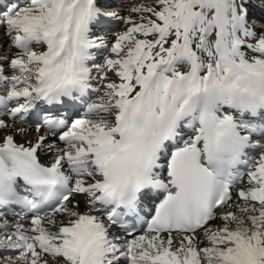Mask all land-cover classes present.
<instances>
[{
    "label": "snow or ice",
    "instance_id": "6c2138e0",
    "mask_svg": "<svg viewBox=\"0 0 264 264\" xmlns=\"http://www.w3.org/2000/svg\"><path fill=\"white\" fill-rule=\"evenodd\" d=\"M0 264H264V0H0Z\"/></svg>",
    "mask_w": 264,
    "mask_h": 264
},
{
    "label": "bare ground",
    "instance_id": "6f19581e",
    "mask_svg": "<svg viewBox=\"0 0 264 264\" xmlns=\"http://www.w3.org/2000/svg\"><path fill=\"white\" fill-rule=\"evenodd\" d=\"M109 3L113 5V8L115 10L121 11V9H124V6L126 4V0H108Z\"/></svg>",
    "mask_w": 264,
    "mask_h": 264
},
{
    "label": "rangeland",
    "instance_id": "374dc122",
    "mask_svg": "<svg viewBox=\"0 0 264 264\" xmlns=\"http://www.w3.org/2000/svg\"><path fill=\"white\" fill-rule=\"evenodd\" d=\"M125 1V0H124ZM124 9H121V11H123Z\"/></svg>",
    "mask_w": 264,
    "mask_h": 264
}]
</instances>
